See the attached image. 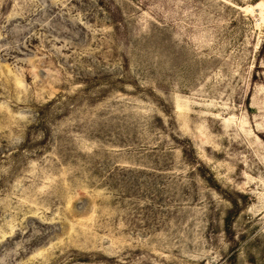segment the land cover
<instances>
[{
	"label": "rangeland",
	"instance_id": "obj_1",
	"mask_svg": "<svg viewBox=\"0 0 264 264\" xmlns=\"http://www.w3.org/2000/svg\"><path fill=\"white\" fill-rule=\"evenodd\" d=\"M0 264H264V0H0Z\"/></svg>",
	"mask_w": 264,
	"mask_h": 264
}]
</instances>
